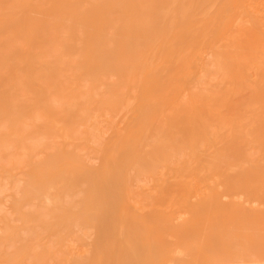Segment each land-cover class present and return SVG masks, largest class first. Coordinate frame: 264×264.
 Here are the masks:
<instances>
[{
  "label": "bare ground",
  "instance_id": "obj_1",
  "mask_svg": "<svg viewBox=\"0 0 264 264\" xmlns=\"http://www.w3.org/2000/svg\"><path fill=\"white\" fill-rule=\"evenodd\" d=\"M177 1L0 0V3L6 2L9 5L7 6L6 17L0 19V34L3 35V38L0 39V126L12 129L7 147L15 146L20 148V150H25L27 153H34L38 149L50 148L54 151L57 159H60L59 150L61 149V144L55 140L56 137L76 138L77 135L78 137H82L84 133H79L80 128L82 126L85 129L86 124L90 122L85 121L87 117L91 119L88 115L90 112L95 111H92L93 109H96L95 114L98 113V110L121 111L126 106L125 103L129 91L135 93V88L141 91L144 83L148 84L152 79H160L163 71L155 69L152 62L156 51H159L158 55L160 56L163 49L165 50L161 43L162 39L165 35H169L177 40L178 36L182 35L191 45L194 40L190 36V32L192 31H188L187 33L186 30L193 26L184 29L186 32L179 30H181V27L182 29L186 28L188 17L193 15V13L197 14V12H200L202 4H205L207 0H197V4L193 7L192 11H188V9H184L183 7L182 9L181 7L178 9L175 5ZM257 1L254 2L257 3ZM248 2L252 7L253 5L257 6L254 2L252 4L250 0ZM180 4H182V0ZM250 4H245L247 5L246 7H249L248 9L251 7ZM258 5H260L257 7L258 9L260 8V13L257 11L259 14L257 13L255 20L256 18H260L259 20L262 21V18L264 20V16L259 17L258 15L261 13L264 15V3L259 0ZM253 10L252 12H255ZM202 21H199L198 25ZM240 21L239 25L244 24L243 27L248 22L247 19L243 22L242 17ZM237 22L236 19L235 23ZM247 24L249 26V22ZM257 25L255 24V26ZM233 27L236 26L234 25ZM208 28L205 30L208 31ZM234 29H230L231 34H227L229 35L228 37L225 36L227 31L223 34L226 37L225 40L222 39L224 42L219 41L217 44L215 43L216 47L221 43L224 44L214 49L210 58L207 57L206 59L204 57L206 60L203 58L205 61L201 63L200 67L198 66L200 69L197 68L198 73L201 71V74L199 73L196 78L198 86L191 85V89H195L194 93H191L189 96L186 94L188 96L186 97L185 90L179 98L166 102V106L162 102L155 108L147 107L143 110V117H139L141 119L140 125H143L144 130L146 129L145 133L141 136L142 142L139 146L145 148L153 147L152 151L154 152L160 151L161 153L174 154L172 153L174 151L173 148L184 143H190L188 145L193 146V148L188 147L191 151L199 152V148H203L201 143H205L204 141H200L199 144V140H206L209 143L212 137L223 140L224 146L216 147V145L212 144L213 149L210 150L207 159L202 157L191 158V155L189 159L186 153L187 157L181 158L183 156L180 153L181 151H178L179 157H176V154L175 157L166 155L162 158H155L150 156L148 152L144 153V148L143 150L140 148L137 157L133 159V165L136 173H160L161 177L164 174L166 175L168 170L175 171L180 176L193 174L198 177L200 183L203 185L208 175L214 177V179L209 177L213 181L208 179L210 183L212 182V184L208 185L209 194L202 196L193 207H188V211L193 217L192 219L183 221L181 227L185 224L196 223L197 221L206 223L207 226L212 228V232L224 228L227 231L224 233L225 236L222 234L223 236L218 239V252L213 254V259L229 256L236 258L237 254L238 258L230 260L256 259L258 261L264 260V37L262 36L264 33L255 34L254 37L245 36V34L240 36V32L236 33ZM195 30L197 32V29ZM118 31H123L126 35L132 33V35H137L138 39L134 42L133 46H130L126 41L118 38L117 34L115 35ZM202 32L204 34L205 31L203 30ZM201 47L203 48V44ZM186 52L188 54V49ZM207 55L209 56V54ZM175 60L177 61V59ZM251 65L253 67L251 72H254L253 70L255 69V73H257L255 78H251V75L248 77V73L250 72L249 66L251 67ZM173 72L170 74L173 75ZM73 80H78L79 82L74 84L72 83ZM192 83L194 82L192 81ZM146 84L145 86L147 87ZM148 88L151 91V87ZM130 89H133V91ZM174 91L170 93L173 95ZM148 95L150 97V92ZM55 101L58 102L55 103ZM103 114L105 115L101 116H103L104 120L107 119L108 122V117L106 116H109V114L107 112H103ZM93 115L92 120L93 118H97V114L96 117ZM103 119H100V122L106 123ZM97 120L99 121V119ZM97 120H95L96 122L93 120L94 124L89 125L90 128L93 126L92 129L88 127V129L92 130H88L90 133L94 132L96 123V125L101 126ZM110 120L109 123L111 122ZM83 121L86 124L83 125ZM136 123L130 122L129 125L133 126ZM212 125L216 126L213 127ZM37 128L40 131L38 134L35 133ZM202 131L205 134L208 132L210 137L202 138ZM99 135L96 130V133H93L89 142L93 143L92 140L94 138L100 140L98 138ZM98 140H96L97 143L100 142ZM114 144L113 147L115 146ZM253 144L256 145L255 149ZM67 145L69 148L71 144ZM199 145L200 147H198ZM249 146H252L253 151L258 154H252V147L249 148ZM80 149H82V145ZM80 149L78 148L77 150L79 151ZM221 149L231 154H222L219 152ZM124 150L122 149L123 152ZM203 151L201 149V152ZM119 155L117 156L121 157ZM108 156L107 158H109ZM12 157L17 158V155ZM122 157L124 158V156ZM53 160L56 159L54 158ZM112 160L114 161V158ZM119 160L121 159L119 158ZM111 167L109 166L108 169L111 170ZM51 171L52 169L48 171L40 170L39 173L42 177H48ZM105 171L103 170L102 172ZM115 171H113V174H115ZM130 173H132L131 169ZM61 175L62 179L59 181H48L46 184L41 185L33 183V187L31 186V188L36 191H46V193L48 190L50 193L53 191H50V189H55L58 193H62V191L69 192L75 186V178L78 174L73 169L68 168ZM115 178L113 177L114 181ZM194 180L196 181V179ZM199 181L197 184H199ZM115 182L117 183V181ZM192 182L194 181L192 180ZM122 184L124 185V183ZM180 184L179 182H170L162 178L158 181L155 188L163 193L169 188L179 186ZM198 186L194 187V189L199 188ZM203 187L205 189V186ZM14 189L16 188L14 187ZM204 189L202 191L206 190ZM219 189L223 191L224 195H234V197L232 196L233 198L238 195L243 200L239 202L229 201L225 204L221 201L218 194ZM48 193L47 196L41 195V198L44 197L47 200L46 203L49 207L62 206L60 198H55V196L50 199L51 196L48 197ZM116 194L118 195V193ZM65 196H67L66 193ZM65 198L68 199L69 197ZM193 200L195 199L193 198ZM137 201L139 202V200ZM124 202L127 204L123 199ZM248 202L255 203L257 206H248L246 205ZM131 205H133V201ZM131 205L129 206L131 207ZM135 205H137L136 202H134ZM34 215L39 219L42 213L35 210ZM179 215L181 214H177L176 217H180ZM156 223L155 226L157 227L155 229L158 235H164L166 233V228L164 227L168 224L167 219L161 218ZM236 231H239L241 236L238 237L239 239L241 238L238 253L231 252L230 250L233 239L236 241V237L234 238L233 236V233ZM21 233L25 234L26 232ZM122 233L124 232L122 231ZM167 252L168 249L166 247L160 249L159 245L154 241L149 243V253L153 257L151 258L153 263L157 261V253L165 254ZM133 255L135 254L133 253ZM26 261L29 260L27 259Z\"/></svg>",
  "mask_w": 264,
  "mask_h": 264
},
{
  "label": "rangeland",
  "instance_id": "obj_2",
  "mask_svg": "<svg viewBox=\"0 0 264 264\" xmlns=\"http://www.w3.org/2000/svg\"><path fill=\"white\" fill-rule=\"evenodd\" d=\"M237 1L207 0L206 3L204 2L205 4H202V9L200 10V12H197L198 15L196 13H195L196 15L194 13L193 15H190L187 19L188 21L186 23V28L182 29L181 27V30L179 31L183 32L185 31L184 29L193 26L188 28V30H186L187 33L188 31H192L190 32L192 34L195 33L196 32L195 29H197V32L195 34L191 35L189 33L190 36L192 37V40L194 39L191 45L189 44V42L186 41V39L182 35L178 36L177 40L175 38H172L173 36L171 37L169 35H165V37L162 39L163 41H161L165 50L163 49L162 53H160V56L158 55L159 51L158 52L156 51L154 53L153 62H152L154 64L153 66L155 67V69H159L163 71L162 77L156 80L154 79H152L151 81L148 80L149 82L146 81L148 82V84L144 83L143 89L141 91H139V89L135 87H134L136 90L135 93H131L129 91L125 103L126 106L121 111L118 112H112L109 110L97 111L98 112L96 113L97 118H93V120L94 122H96L95 120L99 119V121L98 120L97 121L99 122V124H101V126L96 125L97 124L96 123L95 126L97 127V129L94 126L95 128L94 132L96 133L97 130L98 134H100L98 137L100 140L95 139L94 137H93L94 139L93 138L92 139L95 141L98 140L100 142L97 143V141L95 142L93 140H92L93 143L89 142L91 140V136L94 133V132L90 133V131H92L90 129H92L93 126H91L90 128L89 125H91L92 123L94 124L92 120V115L94 114L95 116L94 115L93 116L96 117L95 114L96 109L92 110V111L95 110L94 112L89 113L88 116H90L91 119L87 117L88 120L86 119L85 121V122L90 121L89 123L86 124L84 121H83L84 123L82 122L83 125L86 124L87 126V127L85 126V129H83V127L81 126L82 124L80 125L81 128L78 125V127L80 128L79 133L81 134L84 133V135L82 134L83 138L78 137V135L76 136V138H67V137H59V136L55 138V140L57 142H60L61 144L60 145L61 149L59 150V155L61 156L60 159H57V157L54 154V151L51 150L50 148L38 149L34 153H27L25 152V150L23 149L20 150V148H17L15 146L7 147L8 145L7 142H9L12 129L11 128L6 129L0 126L1 127L0 129V264H193V263L203 264V262H205L204 264H224V263L264 264L262 263L264 262V260H258L260 262L259 263L258 261H256V259L255 260L237 259L238 261L230 260L233 259L234 256L213 259V254L218 252L217 249L218 239L224 235L225 231H227L224 228H221L216 232H212L211 231L212 228L207 226L206 223L197 222V221L196 223L185 224L183 227H181V223L183 221L192 219L193 217L192 214L188 211V207H193V205L198 200H200L202 196L209 194L208 185L212 184V182L210 183V181H213L211 179H214V177H210L208 175L205 182L207 184L203 182L204 183L203 185L202 183H200L198 177H196L193 174L180 176L178 175V173H175V171L168 170L167 174L166 175L164 174V176L161 177L160 173L159 174H148L147 172L136 173L133 165L134 164L133 159L137 157V153H139L140 148L141 150H143L144 148L145 149L143 150L144 153L148 152L150 156H153L155 158H162L166 155L168 156L171 155L175 157L176 154H177L176 157H179L178 151H181L180 153L183 155L182 156L180 154L182 156L181 158H185L187 154L188 158L191 155V158L202 157L204 159H207L210 150L213 149L212 144L214 146L216 145V147H220L221 145L224 146L223 140L221 139L219 140L218 138L212 137V140L209 141V143L206 140H199V144L200 141L205 142L204 144L203 142L201 143V146L203 145V148L202 147L199 148L200 149L199 152L191 151L188 148L190 146L188 144L190 143H184L178 147L173 148L174 151L172 153L174 154L161 153L160 151L154 152L152 151L154 149L153 147L145 148L139 146L140 143L142 142L141 136L143 135V133H145L146 130L143 129V125H140L141 119H139V117L140 118L143 117L144 115L143 110L146 109L147 107L155 108L162 102L163 105H165L166 102L174 101L175 99L179 98L185 92V90H186L185 96L186 94H188L189 96L191 93H194L195 89H191V85L194 84L198 86L196 78L201 72V71L199 73L197 72L198 69H200L198 68V66L200 67L201 63L204 62L207 59V57L210 58L212 51L214 49L224 44V43L221 44L219 43L220 45L219 46L217 45L216 47L217 42L219 41L224 42L225 38L231 34L230 29L235 28L234 31L236 33L240 32L241 33V34L239 33L240 36L242 34H245V36L254 37L255 34L264 33V29H262L264 27L263 18L262 21L259 20L260 18L259 19L256 18V20L259 21L255 20L257 13L258 12L260 13L259 11L260 8L259 9L257 8L261 5L260 2H259L260 5H258L259 0L257 1V3L254 2L256 0L254 1L250 0L252 4L253 2L255 5L257 4V6L253 5L254 8L248 2L249 0L246 1L237 0ZM261 1L262 3H264L263 0ZM180 2L181 0H178L175 3L176 7L178 9H180V7L182 9L183 7L184 9H188V11H192L193 7L197 4V0H191V1L182 0V4H180ZM246 3L250 4L251 6L250 9H248L249 7H246L247 6L245 5ZM7 4L8 3L6 2L0 3V19L6 17L7 6H9ZM231 5L232 6L234 5V7H232ZM251 9L252 10L254 9L253 11L255 12H252ZM225 11L228 15L224 13ZM239 14L242 16H240ZM260 15L258 16L259 17L264 16L262 13ZM241 17L243 22L245 19H247V21L249 22V26L247 24L248 23L247 21H246L247 23H245L247 26L245 25L243 27L244 25L243 23H242L243 25H239L241 23L240 21ZM236 19L238 22L239 21L240 22L235 23ZM249 20L250 21L252 20V22H250ZM199 21L202 22H200V24L198 25ZM196 24L197 26L195 27ZM255 24L258 25L255 26ZM234 25L236 27H233ZM209 26L210 28H208ZM206 28H208L209 30L207 29L208 31H206L205 30ZM203 30L205 31L204 34L202 32ZM219 30L221 31L220 33ZM225 33H226L225 35L226 37L223 35ZM116 34L118 38L122 39V41H126V43L129 44L130 46H133L134 42L138 39L137 35H132V33H128L129 35H126L123 31H118L117 33H115V35ZM262 36L264 37V34H262ZM2 38L3 35L0 34V39ZM202 44H203V48L201 47ZM193 45L195 46V48ZM187 49H188V54L186 52ZM195 49L196 51H194ZM207 54H209V56ZM204 57H206V59ZM175 59H177V61ZM252 68H253L252 65L251 67L249 66L250 72L248 73V77H250L251 75V78L253 77L255 78V76H257L256 75L257 73H255L256 72L255 69L253 70L254 72H251ZM171 72H173V75L170 74ZM250 73H255V74H250ZM192 81L194 83H192ZM78 82H79L78 80L72 81V83L74 84ZM145 84L147 85V87L145 86ZM148 87H151L152 92ZM130 90L133 91V89ZM173 91L174 94L172 95L171 93ZM149 92H150V97L148 95ZM57 102L58 101H55V103ZM103 112L105 113L107 112L109 114L110 118L106 114L107 115L106 117H108V122L106 117H105L106 120H104L103 116H101V115H105L103 114ZM98 115L101 117L98 118L99 117ZM113 115L114 117L115 116L117 117L114 118ZM100 119H103V121H106V123L105 122L101 123ZM109 119H111L110 123H109ZM130 122H134V123L137 122V123L133 126L132 125L130 126L129 125ZM212 126L214 127L216 125H212ZM88 127L90 129H88ZM100 128L101 130L102 129L103 130L101 131ZM134 130L135 131L137 130V132L135 133ZM38 132L40 131L37 128L35 133L38 134ZM90 134L92 135L89 136ZM126 136L128 137V139H126L127 138ZM201 136L202 138H207V136L210 137L208 132L207 134H205L203 133V131ZM116 141H117V145H116ZM113 143H115L114 147H113ZM210 143H211L210 145L211 147L209 146ZM67 144H71L69 145L70 146L69 148ZM81 145H82V149H80ZM3 146L4 148L2 149ZM127 146L129 147L127 148ZM190 147L193 148V146ZM198 147H200V145ZM251 147L249 146V148ZM253 147L255 149L256 145L253 144ZM253 147L251 148L252 150L251 153L257 155L258 153H255V151H253L254 150ZM75 148L77 149L79 148L81 151L80 150L78 151L77 149L75 150ZM122 149L126 150V151L124 150L125 154H123L124 152L122 151ZM201 149L202 151L205 149V151L201 152ZM127 150L128 152L130 150V152L128 153ZM221 150H219V152L222 154L230 153V152L226 153V150L224 149L222 151ZM39 153H41L40 156ZM16 155L17 158L12 157ZM117 155L121 157L124 156V158L122 157L123 160L121 157H118ZM107 156L109 158H107ZM54 158L56 160H53ZM113 158L114 161L112 160ZM117 158L118 160H116ZM119 158L122 161L119 160ZM109 166L111 167V170L108 169ZM120 166H122V168H120ZM68 168L73 169L78 174V176L75 178V186L73 187L72 190H69V192L62 191V193H58V191H55V189H50V191L53 190L50 193L48 190L47 191V193L49 192L48 197L51 196L50 199H52L55 196H56L55 198L57 197L60 198V202L62 205L60 207H56V206L49 207L46 203L47 200H45L44 197L41 198V195L47 196L46 191L43 192L36 191L35 189L33 190L31 186L33 185V183L37 185H41V184H46L48 181H59L60 179H62L61 173ZM51 169L52 171L49 173L48 177H42L41 174L39 173L40 170L48 171ZM130 169L132 173H130ZM103 170H106L105 172L107 173V176L109 175L108 177L106 176L105 172H102ZM112 170L113 171L116 170L115 171L116 176L115 174H113L114 172ZM109 172L110 174L112 173L111 174L112 176L114 175L113 176L114 178L116 177L115 181H117V183L113 180V177L109 174ZM209 177L211 179H209ZM108 178L109 180L112 178V180H110L109 182ZM162 178L170 182H176V183L179 182L181 184L179 186L171 187L167 191L161 193L155 187L157 186L158 181H160ZM194 179H196L197 182ZM192 180L194 182H192ZM198 181L199 184L202 185L197 184ZM195 182L196 184H194ZM105 183L106 185H104ZM122 183H124V185ZM122 185L123 187H121ZM193 185L195 186L199 185L198 186L199 188H197L198 190L197 189L195 190L194 189L195 186ZM203 186H205L206 190L204 189ZM14 187L16 189H14ZM201 188L204 189L205 191H202ZM198 191L199 192L202 191V192L199 193ZM64 192L69 197L68 199L65 198L67 196H65ZM103 193L105 196L103 195ZM116 193H118V195ZM218 194L221 198V201L225 204H227L229 201L239 202L243 200L242 197L238 195H236L235 198H233L234 195H224L221 189H219ZM193 198L195 200H193ZM64 199L65 200L67 199L68 201L67 200L65 201ZM123 199L127 202V204H125V202L123 203ZM42 200H44L45 202ZM137 200H139V202ZM132 201H133V205H131ZM134 202H136L137 205L134 206ZM105 203L108 205L106 206ZM98 204H102V205H98ZM129 205H131V207ZM246 205L257 206L255 205V203H249V202L246 203ZM42 207H44L43 210ZM99 208L100 210H98ZM35 210L42 213L41 218L38 219L36 215H34ZM179 213L181 215H179L180 217L177 218L176 215ZM161 218H166L168 224L164 227L166 228V233L164 235L162 234L159 236L157 230L155 229L157 226L155 225L157 224L156 222H158ZM174 219L176 220L174 221ZM122 231L124 233H122ZM21 232H26V233L24 234ZM121 235H122V239H121ZM233 236L234 238L236 237L235 238L236 241H234L233 239V244L231 245L232 248H230V250L231 252L233 251L238 253L239 242H241V238L240 239L238 238L241 237L239 231L233 233ZM123 240H125L126 243ZM152 241L157 243L160 249L164 247L168 249V252L165 254L157 253V261L154 263L151 261V258L153 257H151V254L149 253V243ZM111 244L112 246H110ZM131 252H133L135 255H133V253ZM235 257L238 258L237 254ZM27 259L29 261H26Z\"/></svg>",
  "mask_w": 264,
  "mask_h": 264
}]
</instances>
